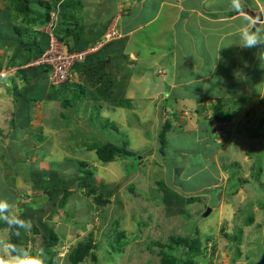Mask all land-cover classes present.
<instances>
[{
	"label": "crops",
	"instance_id": "1",
	"mask_svg": "<svg viewBox=\"0 0 264 264\" xmlns=\"http://www.w3.org/2000/svg\"><path fill=\"white\" fill-rule=\"evenodd\" d=\"M2 5L4 8V2H1ZM251 12L255 13L253 17L250 15ZM74 16L76 19L73 20L77 21L74 28L79 32L80 50L99 39L112 24L118 26L122 36L92 54L87 60L90 62L89 68L81 63L76 64L70 83L58 86L57 92H62V97L57 100H40L34 105V108H31L32 121L29 129L19 132L13 129L5 133L9 140L7 147H15L19 141L23 145L28 143V146H31L29 150L34 146L44 148L48 146L47 157L35 155L29 159L25 155L31 151H24L22 154L30 163L36 164L34 167L36 172H42L47 178L52 176L60 180L59 188L63 186V182L72 181L69 189L73 192L67 200L68 205L66 203L61 208L62 210L65 207L72 208L70 209L72 213L65 216L64 212L56 208L50 213L53 215H46L42 219V222L53 230L58 240L52 249L53 264H69L67 256L71 249L88 236L92 237L94 246L92 252L96 254L98 243L91 232L96 224L92 222V218L88 219V215L93 216V205L86 202L85 197L89 195L77 194V186L73 180L81 168L79 163H86L90 169L95 170L102 165L87 146L91 143L90 140L93 142L102 139L108 132L105 126L118 130L128 125L129 120L136 119L131 123L133 130L143 126L146 129L149 127L151 132L150 126L158 123L163 115L168 119L167 123L170 119L180 123L176 126H179L182 133L191 141V147L187 145L190 148H186L185 143L188 141L170 128L166 132L167 146L165 144L161 150V165L172 173L170 185H167L170 193L187 197L185 193L202 191L206 185L193 187L187 184L185 193L182 192L184 184L193 176L201 180L199 176L201 172L195 171L190 164L170 167L165 160L170 158V152L182 154L184 158L198 159L203 156L206 160L217 155L216 162L214 164L210 162L212 167L216 169L219 165L224 169L223 165L227 168L231 155L224 158L218 153V149L219 145H223L224 150L226 145L230 144L235 127L226 130L224 128L226 123L221 124L213 119V107H216L218 102L221 103L222 110L230 113L229 124L232 120L234 125H239L236 109L245 111L247 115L250 106L264 100V59H260V56L264 57V44L252 48L238 45L241 29L253 25L264 29V0H239L236 6L232 0H80ZM72 39L68 36L64 41L71 45ZM162 45L165 48L160 51ZM155 46H158V49L154 48ZM111 95L117 98L115 104L107 98ZM251 100L254 102L249 105ZM62 102L67 104L64 105ZM39 103L58 104L59 119L51 122L49 129L48 125H45L47 127L45 132L34 124L37 120L35 111ZM259 109H263L262 106ZM246 125H251L250 120H247ZM49 130L56 131V134H53L56 140L48 139ZM123 132L120 130L122 135ZM224 133L228 137H225ZM70 136L75 138L74 142H77L78 136L83 137L81 139L85 141V146L79 152L74 153L77 146L76 143H71L72 140L67 150L68 141L65 139H69ZM141 136L146 141L147 137L153 140L150 138L153 137L152 132L148 134L145 131ZM106 143L114 144L110 140ZM50 148L58 150L56 155L51 154L53 152ZM2 153L0 150V159L5 161L6 158L13 161L17 156L16 149L14 154L3 156ZM46 160L48 162L44 168L42 163ZM39 165L42 168H39ZM184 167H188L193 174L185 177ZM30 172L31 170L29 174ZM99 172L103 174L102 170ZM93 174H97V171ZM23 181L33 185L32 190L35 192L31 193L43 192L36 188L30 178L25 179L24 176ZM2 184L0 182V187ZM221 185L222 182L220 188ZM212 187L218 188L216 183ZM178 189L180 194L176 192ZM37 196L40 206H46L48 196L45 193ZM60 197L59 195L58 199ZM78 203L88 208L83 211L84 223H81V216L75 211ZM31 205L33 204L26 201V206L21 212L25 207L36 211L44 208H35ZM101 211L103 208L97 209L96 214L101 216ZM61 215L67 217L65 221L59 218ZM219 217L220 222H226L221 215ZM88 224L92 225L90 229L86 227ZM115 225L111 228L116 233L114 236L118 237ZM38 237L41 240L40 236ZM119 238L124 239V236ZM125 244L127 241L124 240ZM106 252L121 254V250L116 248H110L104 253ZM35 253L37 254L36 251ZM10 259L16 264L21 262L8 256L4 264H8ZM98 261L97 258L95 262Z\"/></svg>",
	"mask_w": 264,
	"mask_h": 264
},
{
	"label": "rangeland",
	"instance_id": "2",
	"mask_svg": "<svg viewBox=\"0 0 264 264\" xmlns=\"http://www.w3.org/2000/svg\"><path fill=\"white\" fill-rule=\"evenodd\" d=\"M32 8L37 9L34 5H32ZM156 43L159 45L158 42ZM154 48L158 49V46ZM164 48L163 45L160 46V51ZM6 53L9 56L11 51L8 52L7 50ZM0 58L1 62L9 59V57L4 56L3 48H0ZM45 61L50 63L49 57H46ZM0 74L4 75L5 73ZM12 74L7 73L4 77H0L2 78V80L0 79V150L3 152V156H7V151L14 154L16 149L17 156L13 161L11 159L8 161L7 158L6 161L0 159V182L3 183L2 187H0V201L6 202L8 205L3 213L0 212V217L17 216L23 207L26 206V201L33 204L31 206L35 208H46V206H40L39 197L37 196L44 195V193H31L33 185L23 181L24 176L25 179L29 178V171L36 164L26 160L22 153L31 151V153L25 155L29 159L35 155L47 157L49 156L48 146L46 148L34 146V148L29 150L28 148L31 146H28V143L23 145L20 141L15 147L6 146L9 144V140L5 133L13 130L9 120L12 118L16 106L11 87L15 83L18 88L22 86V82L15 76V73L13 76ZM8 76H12V80H9ZM253 102L254 100H251L249 105H252ZM57 105V103L38 104V108L35 111L37 120L34 121V124L43 132L47 131L45 125H48L49 129L51 122L53 123L54 120L57 121L59 119ZM260 106L263 109H259ZM236 111L238 112L237 122L240 124L234 125L232 120L230 124L226 122L224 125L226 130L235 128H233L231 141L229 145H226V149L223 150V145H219L218 149V153L224 158H228L231 155L228 158L230 165H226L227 168L223 165L224 169L219 165V168L216 167V169L212 167L211 163L214 164L216 162L215 158L217 155L206 160L203 156L198 159L184 158L182 154L171 151L169 154L170 158L165 159L172 168L178 165L190 164L195 171L201 172L199 175L201 180L193 176L184 184V190L181 189L182 192L185 193L187 184L193 187L206 185L202 191H196L191 194L185 193L188 196L184 198L193 197V201L186 202L185 199H182L179 203L172 201L175 203L174 206H170L167 202L170 200L167 185H170L172 173L171 170L164 169L161 165V151L158 139L163 126L168 124L173 132H177L183 139L188 141L185 146L189 149L191 141L182 133L179 126H176L180 125V123L173 122L171 119L167 123L166 120L168 119L163 115L158 123L150 126L153 136H150V138L153 140L147 137L148 141L145 138L142 139L141 135L145 131L148 134L151 133L149 132V127L146 129V127L139 126L133 130L131 123L136 119L129 120L128 125L126 124L125 127L118 130L105 126L108 132L98 141L103 143L109 140L113 141L115 145H121L126 148L131 155L126 157L125 162L123 159L117 158L107 165H99L100 167L97 170L94 168L90 169L88 165L86 166V169L93 170V173L97 171V174L94 175L97 183H102L111 188L119 185L116 197H113V199L117 200L105 206L103 208L104 211L100 212L101 216L96 214V210L93 211L92 217L88 215V219L91 220L92 218V222L96 224L92 227L91 232H93V237L98 243L95 254L99 260L98 263L159 264L155 254L159 251V245L155 243L167 246L170 237H182L188 238L189 241L198 240L201 243V253L193 256L196 264H264V100L250 106L247 115H245V111H240L238 108ZM252 111L254 112L251 113ZM86 113L83 112V114ZM247 120H250L251 125H246ZM141 128H143L142 131H140ZM124 129L125 132H123ZM216 129H218V126H216ZM120 130L124 133L123 135ZM48 133L50 141L53 138L57 139L53 135L56 134V131L49 130ZM25 135L23 134V136ZM224 136L228 137L226 133H224ZM72 138L73 136H70L69 139H65L68 141L66 144L67 150H69V143L72 140L71 143H76L77 146L74 153L79 152L85 146V141L80 136L77 137V142H74L75 138ZM165 139H167L166 133ZM90 142L92 141L90 140ZM9 148L11 149L8 150ZM50 150L53 152L51 153L52 155H56V152H58L56 148H50ZM134 157H137V161L134 160ZM43 162L42 167L47 165L46 162L48 160ZM30 165L32 166L31 168ZM42 167L39 165V168ZM184 168H186V171H184L186 173L185 177L193 174L188 167ZM99 170H102L103 174ZM230 172L236 173L233 182H237L238 185L234 188L230 187L233 183L229 178ZM159 182L160 184L162 183L163 189L158 184ZM215 183L218 188L212 187ZM76 192L83 195L86 193L79 188H76ZM176 192L180 194V189L176 190ZM164 194H168V196H164ZM26 195H32V197H25ZM85 199L88 203L94 202L93 196H86ZM56 204L58 205V202ZM55 208L58 207L55 206ZM59 209L60 212L65 213V216L72 213V208H70L71 210L68 207L63 210ZM85 209H88L86 205L77 204L75 211L80 214L81 223L85 222L83 221V211ZM207 209H210V211L205 217L204 213ZM248 214L252 215L253 220L250 225L246 226L245 220L247 219L245 217ZM219 215L222 216L221 218H225L226 222H220ZM65 216L61 215L59 218L65 221L67 218ZM116 218L119 220L114 222ZM117 223L118 226L115 227V230L118 233H125V241H127L125 245L124 239L115 237L116 233L111 228ZM91 224H88L89 229L93 225ZM25 226L28 227L29 225L25 224ZM28 236L33 238L30 233ZM7 239L8 231L0 229V264H4L5 258L9 256L6 244ZM34 239H31L26 244V248L39 253L41 240L38 235L34 236ZM110 248L120 249L121 254L120 252L116 254L104 253ZM103 250H105L104 254L102 253ZM186 252L187 250L180 247L173 254L183 260ZM147 253L149 255H146ZM150 253L153 254L150 255ZM98 263L92 259H86L82 264ZM8 264L16 263L13 259H10Z\"/></svg>",
	"mask_w": 264,
	"mask_h": 264
},
{
	"label": "trees",
	"instance_id": "3",
	"mask_svg": "<svg viewBox=\"0 0 264 264\" xmlns=\"http://www.w3.org/2000/svg\"><path fill=\"white\" fill-rule=\"evenodd\" d=\"M58 1H61V4L56 14L57 20L54 28L55 36L59 42L65 44L68 51H81V48L78 47L80 43L78 39L79 32L74 28L77 26V21L73 20L76 19L74 13L80 5V0H0V48H3L4 56L9 57L5 62L0 61V71L3 68L17 67L18 69L14 73L15 76L19 78V81L22 82V86H19L20 88H18L16 83L11 87L16 106L9 122L16 132H19L21 129L25 130L30 128L32 121L31 108H34L33 103L39 102L40 100H57V98L63 96L62 92H57L58 88L48 85L47 76L50 72V67L46 64H35L42 58L48 47L47 35L44 32L37 31L36 28L43 27L48 23L53 6ZM1 2H4V8L3 5L1 6ZM32 5L36 6L37 9H33ZM63 27H65L66 30ZM68 36L73 38L71 40V45L64 41ZM7 50L8 52L11 51L9 56H7ZM91 56L92 54L87 55L85 60L75 63L72 66V71L78 63L84 64V67L87 66L89 68L90 62L88 63L87 60ZM12 76H8V79L12 80ZM0 79L2 80V78ZM107 98H109L113 104H115L117 100L114 95L108 96ZM66 102H62V104L66 105ZM212 118L218 120L219 123L225 124L230 121V113L223 111L221 103L218 102L217 106L212 109ZM169 129V125L165 124L163 130L159 134L160 151L162 150V146L165 145V133ZM87 147L88 150H92L95 153L96 160L102 165L115 161L117 158H121L124 161L126 157L131 155L123 146L103 143L97 139L89 143ZM10 149L11 148L8 150ZM7 152L9 155L10 152ZM134 160L137 161L136 157H134ZM79 165L81 168L76 173L73 182L75 181L77 188L83 189L86 195L93 196L94 202H92V211H94L95 208V210L104 208L110 205L109 203L117 200L113 199V197H116L119 185L111 188L102 183H97L93 172L86 169L87 164L79 163ZM30 170L29 178L36 188L40 189L48 196L46 208L36 211L29 207H25L17 216H2L0 217V229L8 231L6 244L9 256L21 262H25L24 256L26 257L28 255L29 264H31L32 261H39L40 264H53L54 253H52V249L56 246L58 240L53 230L49 229L47 225L42 222V219L46 215H53L50 213L51 211H55V206L62 208L67 203L68 198L73 192L69 189L72 181H70V183L63 182V186L59 188L60 186L58 185L60 180L52 176L47 178L42 172H36L34 167ZM235 175L236 173L230 172L229 178L231 182L234 181ZM158 184H160V182ZM161 184L160 186L162 188ZM237 185V182H233L230 187L234 188ZM167 191L170 193L169 190ZM170 194V200L167 201L170 206L175 205L172 201L179 203V201L185 199L176 193L174 194V192ZM59 195L61 196L60 199H58ZM164 196H168V194H164ZM193 199V197H189L185 199V201L191 202ZM57 202L58 205L56 204ZM249 214L245 217L247 219L245 220L246 226L250 225L253 220L252 215ZM117 220L119 219H114V222ZM25 224L29 226L26 227ZM115 226L117 227L118 223ZM27 232L32 234L33 238L29 237V233ZM124 234V232H121L117 235H119L118 237H122ZM37 235L41 238V248L39 253L36 254L33 250H28L26 244ZM155 244L159 245V251L155 253L159 260V264H196L193 256L202 251L201 243L198 240L189 241L188 238L182 237H170L167 246H162L159 243ZM180 247L187 250L183 260L173 254ZM93 249L92 237L88 236L71 249L67 256L68 263L82 264L86 259H92L95 262L97 258L92 252ZM152 254L153 253H150V255Z\"/></svg>",
	"mask_w": 264,
	"mask_h": 264
},
{
	"label": "built area",
	"instance_id": "4",
	"mask_svg": "<svg viewBox=\"0 0 264 264\" xmlns=\"http://www.w3.org/2000/svg\"><path fill=\"white\" fill-rule=\"evenodd\" d=\"M57 11L50 14V21L48 22L47 32L49 35L48 48L44 52L42 58L37 62L38 64H46L50 67L48 74L49 82L56 86L63 83H68L71 78V69L75 62L83 61L87 55L96 52L107 42H110L119 37V31L115 26H111L104 34L101 41L89 45L81 52H69L63 42H59L54 34V28L57 20ZM46 57H49V62H44ZM6 70V71H4ZM15 68L3 69L1 73H14ZM1 75L0 76H5ZM29 256L24 257L25 262L28 261Z\"/></svg>",
	"mask_w": 264,
	"mask_h": 264
},
{
	"label": "clouds",
	"instance_id": "5",
	"mask_svg": "<svg viewBox=\"0 0 264 264\" xmlns=\"http://www.w3.org/2000/svg\"><path fill=\"white\" fill-rule=\"evenodd\" d=\"M232 3H233V5L234 6H236V5H238V3H239V0H232ZM60 4H61V1H58V2H56L55 4H54V6H55V8H54V6H53V9H55V10H53L52 9V11L51 12H53V11H57V13H58V8H59V6H60ZM51 14V13H50ZM50 16V15H49ZM57 16V15H56ZM49 21H50V18H49ZM48 21V22H49ZM47 26H48V23L45 25V26H43V27H40V28H36L37 29V31H40V32H44L46 35H47V37H48V43H49V35H48V32H47ZM111 26H115L116 28H117V30L119 31V29H118V26L116 25V24H112V25H110L108 28H107V30L111 27ZM106 30V31H107ZM106 31H105V33H106ZM104 33V34H105ZM55 34V33H54ZM104 34L99 38V39H97L95 42H93V43H90V44H88L87 46H85V48H83V50L84 49H86V47H88L89 45H93V44H95V43H97V42H99V41H101L102 40V38H103V36H104ZM121 36H122V34H121V32L119 31V37L118 38H116V39H114V40H112V41H110V42H107L106 44H104L101 48H99L96 52H98L99 50H101L104 46H106L107 44H109V43H111V42H113V41H115V40H117V39H120L121 38ZM56 37V36H55ZM258 44H264V29H261V28H257V27H255L254 25L252 26V27H246V28H243V29H241V31H240V43L238 44L239 46H241V47H243V48H252V47H255V46H257ZM48 48V47H47ZM46 48V49H47ZM67 48V47H66ZM68 50V49H67ZM83 50H81V51H83ZM46 51V50H45ZM81 51H76V52H81ZM70 52V51H69ZM96 52H94V53H96ZM94 53H91V54H94ZM90 55V54H89ZM260 59H264V57H262V56H260ZM85 60V59H84ZM39 61V60H38ZM37 61V62H38ZM35 63V64H38V63ZM75 63H77V62H75ZM74 63V64H75ZM73 64V65H74ZM10 68H15L16 70L15 71H17V67H10ZM3 69H6V68H3ZM2 69V70H3ZM1 70V71H2ZM1 71H0V73H1ZM71 75H72V69H71ZM0 77H2V76H0ZM4 77V76H3ZM70 81H71V78H70ZM70 81L68 82V83H70ZM47 82H48V85L49 86H51V87H54V88H58V86H60V85H63V84H68V83H63V84H59V85H56V86H54V85H52L50 82H49V79H48V76H47ZM38 102H35V103H33L34 105H36ZM7 207H8V205L6 204V202H3V201H0V212H3V211H5L6 209H7ZM206 217V216H205ZM21 226H23V225H21ZM87 228L89 227V225L88 226H86ZM89 229V228H88ZM20 264H29V262H20ZM31 264H40V262L39 261H32L31 262Z\"/></svg>",
	"mask_w": 264,
	"mask_h": 264
},
{
	"label": "water",
	"instance_id": "6",
	"mask_svg": "<svg viewBox=\"0 0 264 264\" xmlns=\"http://www.w3.org/2000/svg\"><path fill=\"white\" fill-rule=\"evenodd\" d=\"M252 17L255 15V13H252L250 14ZM260 19V17H258ZM210 209H207L206 212L204 213V216H207L208 213H209Z\"/></svg>",
	"mask_w": 264,
	"mask_h": 264
}]
</instances>
